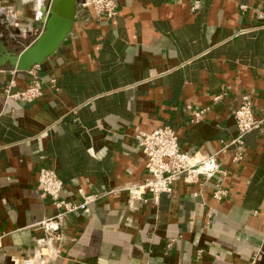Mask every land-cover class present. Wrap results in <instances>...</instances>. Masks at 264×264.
I'll list each match as a JSON object with an SVG mask.
<instances>
[{
  "label": "crops",
  "instance_id": "0c3cea01",
  "mask_svg": "<svg viewBox=\"0 0 264 264\" xmlns=\"http://www.w3.org/2000/svg\"><path fill=\"white\" fill-rule=\"evenodd\" d=\"M45 1L0 0L1 32L27 37L25 49L43 29ZM115 1L111 20L83 9L32 71L0 73V264H255L264 248V0H200L198 10L196 0ZM36 78L40 98L7 95ZM244 103L262 124L235 163L229 144ZM165 127L188 156L227 173L225 198L213 197L219 176H202L177 179L171 195L131 199L149 179L136 137ZM44 168L62 179L65 202L82 205L79 190L102 196L56 219L57 232L43 225L60 214L38 189Z\"/></svg>",
  "mask_w": 264,
  "mask_h": 264
},
{
  "label": "built area",
  "instance_id": "2783aa9c",
  "mask_svg": "<svg viewBox=\"0 0 264 264\" xmlns=\"http://www.w3.org/2000/svg\"><path fill=\"white\" fill-rule=\"evenodd\" d=\"M85 9H92L99 18L108 20L114 19L119 14V8L115 0H80ZM201 8V1L196 0L193 9ZM4 68H0V73L4 72ZM264 76V66H263ZM52 84L56 81L52 80ZM7 95L10 98H21L25 101L32 102L42 96V83L36 78L32 87L13 94L11 88L7 89ZM216 98V100H218ZM190 109V108H189ZM204 112L195 113L196 121L200 119ZM235 119L238 127V136L229 145H237L238 152L233 162H240L243 159V148L245 145V137L259 128L262 121L256 119L251 106L247 103L242 104L235 112ZM140 148L143 150L147 158L146 170L149 179L138 187L129 190L132 200H141L145 194H150L154 198H158L163 194L171 195L173 186L177 179L182 178L189 184L197 183L202 176H219L216 184V190L213 194L214 199L222 200L228 195V192L222 188V179L227 173L214 165L212 171L206 168V165L213 162V159L196 161L188 156L180 148L179 137L170 127H165L157 133L142 134L136 137ZM64 183L56 172L50 169H41L38 176V189L43 197H49L60 210V214L48 222L44 223L45 229L52 232L59 230L56 219L75 212L80 209L87 210V206L97 199L100 195H87L83 190H79L84 199V203L80 206L61 200V192ZM117 192H108L103 194L110 195ZM4 236L0 235V252L3 249Z\"/></svg>",
  "mask_w": 264,
  "mask_h": 264
},
{
  "label": "water",
  "instance_id": "95a60500",
  "mask_svg": "<svg viewBox=\"0 0 264 264\" xmlns=\"http://www.w3.org/2000/svg\"><path fill=\"white\" fill-rule=\"evenodd\" d=\"M41 9V8H40ZM85 9L80 0H46L40 22L43 29L36 40L20 53L9 50L0 38V68L30 72L54 55L72 33L78 14ZM255 264H264V248Z\"/></svg>",
  "mask_w": 264,
  "mask_h": 264
},
{
  "label": "rangeland",
  "instance_id": "374dc122",
  "mask_svg": "<svg viewBox=\"0 0 264 264\" xmlns=\"http://www.w3.org/2000/svg\"><path fill=\"white\" fill-rule=\"evenodd\" d=\"M0 34H1L0 38L7 43L9 50L12 51V52L20 53V51H22V49H24V47H25V45H26V43L28 41V39H25L27 37H23V36L20 37V38L15 37V35L17 33L14 30H12V31H2V32L0 30ZM14 38L16 39V41H14L15 43L14 44L10 43V41L14 40Z\"/></svg>",
  "mask_w": 264,
  "mask_h": 264
}]
</instances>
